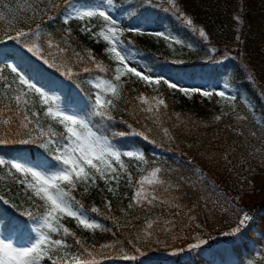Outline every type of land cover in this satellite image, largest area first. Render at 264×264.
<instances>
[{"label": "trees", "instance_id": "1", "mask_svg": "<svg viewBox=\"0 0 264 264\" xmlns=\"http://www.w3.org/2000/svg\"><path fill=\"white\" fill-rule=\"evenodd\" d=\"M28 2L0 0V50L4 53L0 56V85H12L11 89L0 87V97L27 91L18 84L16 74L6 67L7 64H16L21 74L41 87L61 107H66L73 99L81 101V106L88 104L90 94L95 92L93 84L96 79H108L114 73L95 69L87 59L86 50L90 49L103 67L113 69L115 64L103 51L106 42H97L90 38V34L81 32L79 21L65 25L66 5L63 0H54L58 7L50 11L46 9L47 14L36 16L34 21L26 20L20 11ZM87 2L93 5L98 0ZM176 2L180 11L192 19L196 32L177 18L178 14L170 10L166 0H152L151 4L142 3V0H114L111 14L121 28L162 31L181 41L177 44L162 37L125 32L122 39L133 57L130 63L141 71L150 69L154 78L163 76L188 89L199 85L212 88L217 84H227L230 96L236 97L231 101L234 111L220 112L214 94L210 97L198 92L186 95L178 89L168 88L164 83L149 86L137 77L125 76L121 78L124 84L122 98L117 101V108L113 111L115 120L112 131H138L149 137L144 140L141 136L129 134L117 138L126 150L140 151L148 161L143 164L134 158H123L133 184L151 168H161L162 179L182 185L181 191L173 190L175 195L182 196L180 202L188 207L196 205L191 213L195 220L190 221L183 214L175 217L176 227L165 233L162 230L164 220L173 219V213L165 211V206L148 212L134 207L122 213L120 209H127L135 190L127 185L125 174L116 196L107 192L102 181L99 188L91 189L87 195L82 187L73 193L84 204L89 215L111 231L77 228L71 218L64 221L65 226L76 232L86 247L95 246L93 251L97 264H247L249 259L254 264H264V206L252 213L239 233L224 235L237 227L243 205L250 206L257 202L255 184L264 180V0ZM31 3L43 8L47 0L43 4L41 0H31ZM72 3H77V0H72ZM36 23L41 24L43 36L37 43L45 48L44 58L48 63L28 53L18 41L8 39L9 35H15L16 29H34ZM92 23L100 22L93 20ZM67 28L72 32V47L85 56L83 62L72 64L67 63L65 57L48 56V51H51L46 43L49 36L64 46L62 37ZM201 28L206 33L207 41L198 34ZM93 31H98V28ZM25 43L29 41L25 39ZM53 64L55 66H50ZM66 66L72 68L74 75L71 77L63 74ZM85 67L91 70L86 73L83 71ZM141 94L148 104L137 99ZM29 96L33 109H38L37 94L30 92ZM154 96L163 98L166 107L160 106L158 116L141 112V108L154 103ZM216 116L221 119L216 120ZM163 129H168L169 135L166 136ZM2 132L3 128L0 127ZM12 139L10 136L9 140ZM226 149L230 164L219 159ZM29 154L34 160L48 159L55 163L47 153L34 145L12 142L0 145V156L5 158ZM209 156H213L211 162L207 161ZM196 168H201L207 178V190L201 187L194 192L183 185L181 177L196 179L193 174ZM14 180L15 177L7 175V169L0 170V196L9 199L10 204L19 205V199H23L22 186L14 183ZM213 188L215 191H212ZM157 194L162 198L168 197L162 189ZM201 195L209 198L207 204L198 199ZM105 199L112 203L111 213L105 206ZM10 204L0 202V237L19 242L31 234L35 223L21 215L27 211L26 207L19 205L12 208ZM91 207L99 208L103 215L91 213ZM31 211L36 209L31 207ZM109 216L112 218H106ZM158 216L160 219L154 225L153 240L142 239L137 243L136 236L140 234L145 221L156 220ZM168 227L171 228V225ZM129 240L133 243L129 244ZM201 240L205 243L200 244ZM68 242L73 245L72 251H83L75 245L72 237H68ZM104 244L115 246L101 250L100 245ZM125 255L134 256L135 259H124ZM85 258L91 259L86 254Z\"/></svg>", "mask_w": 264, "mask_h": 264}, {"label": "snow or ice", "instance_id": "2", "mask_svg": "<svg viewBox=\"0 0 264 264\" xmlns=\"http://www.w3.org/2000/svg\"><path fill=\"white\" fill-rule=\"evenodd\" d=\"M166 2L170 6V10L178 14L177 18L183 24L191 28L193 32L197 31L192 19L180 11L176 0H166ZM41 3L43 4L44 0H41ZM63 3L66 5L63 23L68 25L74 20L79 21L81 32L90 34V38L97 42L101 40L106 42L107 46L103 51L109 60L115 64V67L113 69L103 67L90 49L86 50L87 59L98 71H112L114 75L108 79L102 77L96 79L93 84L95 92L90 94L88 104L81 106V101L73 99L68 102L66 107H61L41 87H37L35 83L30 82L25 75L21 74L18 65H6L12 73L16 74L18 84L22 89H27V91L21 90L17 91L15 95L0 97V127L3 128V132L0 133V145L10 142L34 145L43 153H47L55 163L48 159L34 160L30 154L27 156L17 155L12 158L0 156V170L7 169V175L15 177L14 183L22 186V198L25 203L36 209L34 212L25 211L21 213L35 223L31 234L19 242L0 238V264H45L46 261L49 264H97L96 253L93 251L95 246L86 247L76 232L65 226L64 221L71 218L76 222L77 228L88 231H111L93 219L81 200L77 199L73 193L82 187L83 193L87 195L91 189L99 188V182L102 181L107 192L116 196L121 187L120 181L125 174H127V185L135 190L127 209H120L122 213H127L134 207L148 212L153 208L165 206V211L173 213V219L164 220L165 227L162 230L165 233H169L172 228L176 227L175 217L183 214L188 220H195L191 213L196 205L188 207L180 202L182 196L175 195L173 190L181 191L182 185L162 179L161 168H151L146 175H142L133 184L132 175L128 172V165L123 158H134L143 164H147L148 161L142 152L126 150L117 138L129 134L141 136L144 140H148L149 137L138 131L132 133L112 131L115 120L113 111L117 108V101L122 98L124 88V84L121 82L122 77H137L149 86L164 83L168 88L178 89L186 95L198 92L205 97L214 94L229 101L236 99L235 96H226L224 91L212 93L201 89L180 87L163 76L154 78L150 74V69L141 71L137 67L130 66L133 57L129 49L125 48V41L122 39L125 32L162 37L166 41L172 40L177 44L181 41L162 31L146 32L141 28H121L120 23L111 14L114 0H98L94 5H90L87 0L83 3L80 0H77V3H72V0H63ZM142 3L151 4L152 0H142ZM56 7L58 5L54 0H47V4L43 8L38 4H32L29 0L26 7L20 11L26 20L34 21L36 16L46 15V9L50 11ZM48 18L49 20L52 19L51 16ZM93 20L100 23H92ZM94 28H98V31H93ZM198 34L207 41L208 38L202 28L198 30ZM71 35V29H65L62 37L64 46L57 44L49 36L46 41L47 49L51 50L48 51V56L65 57L66 62L72 64L83 62L85 56L72 47ZM8 39L18 41L28 53H32L42 59L44 63H48V60L44 58L45 48L42 44L37 43L43 39L41 24L36 23L34 29L32 27L27 30L16 29L15 35H9ZM25 39L29 43L26 44ZM3 55L4 53L0 50V56ZM20 55L22 56L23 53ZM90 70L88 67L83 68L86 73ZM63 74L68 77L74 75L72 68L68 66L65 67ZM0 87L11 89L12 85L8 83L0 85ZM224 87L227 88L228 85L225 84ZM30 92H34L38 97L39 108L36 110L33 109V102L29 96ZM137 99L148 104L143 94ZM152 101L154 103L146 108H141L140 111L158 116L160 106L166 107L165 100L154 96ZM85 109H87L86 112ZM81 112L84 114L81 115ZM215 119L220 120L221 117L216 116ZM240 119L243 120L244 117H240ZM128 127L131 128V125ZM163 132L166 136L169 135L168 129H163ZM10 136L13 137L11 141L9 140ZM228 156L229 153L226 149L219 159L230 164L231 160ZM212 160L213 156L207 157L208 162ZM193 174L196 177L195 180H189L186 177L180 178L183 185L194 192H198L201 187L207 190L208 181L203 175L202 169H194ZM114 184L116 187H113ZM161 189L168 194L167 198H162L157 194L158 190ZM212 191H215V188ZM198 199L204 200L206 204L209 202V198L203 195ZM0 202L5 205L10 204L9 199L4 196H0ZM105 206L111 213V201L105 199ZM10 207L18 208L19 205L10 204ZM90 211L103 215L97 207H91ZM159 219L158 216L156 220L148 219L145 221L140 234L136 236L137 243L142 239L149 242L153 240L155 236L153 228ZM249 220L248 215H243L237 227L233 228L231 233H224V235H236L247 225ZM168 225H171V228ZM156 231H160V229ZM68 237H72L75 245H78L83 251H72L73 245L68 242ZM157 242L159 241L157 240ZM128 243L131 244L133 241L129 240ZM203 243L205 241L201 240L200 244ZM114 246V244H104L100 245V249H110ZM191 247H197V245H191ZM85 254L91 259H86ZM123 258L135 259L134 256L127 255ZM247 264H254V261L249 259Z\"/></svg>", "mask_w": 264, "mask_h": 264}, {"label": "rangeland", "instance_id": "3", "mask_svg": "<svg viewBox=\"0 0 264 264\" xmlns=\"http://www.w3.org/2000/svg\"><path fill=\"white\" fill-rule=\"evenodd\" d=\"M105 7H107V6H105ZM147 31H150V30H147ZM130 66L136 67L135 65H133L131 63H130ZM194 89H201L203 91H209V92H212V93H215L216 91H224L226 93V96L227 95H230L228 89L225 88L224 86H220V85H214L212 88H205V87L199 85V86H195ZM216 105H217L218 110L220 112L231 113V112L234 111V106L231 103V101L226 100V99L221 98V97H218V96H216ZM255 188H256V191L258 192V200L259 199L263 200L264 199V180H259L255 184ZM18 204L26 207V210L27 211H31V206L28 205V204H26L25 201H24V199H19ZM248 207H249V205H247V204H244L243 205V211L241 212L240 218L243 215H245L246 210H247ZM240 218H239V220H240Z\"/></svg>", "mask_w": 264, "mask_h": 264}, {"label": "water", "instance_id": "4", "mask_svg": "<svg viewBox=\"0 0 264 264\" xmlns=\"http://www.w3.org/2000/svg\"><path fill=\"white\" fill-rule=\"evenodd\" d=\"M256 189V188H255ZM264 199L261 200L259 199L255 204L249 206L246 210V215H248L249 217L252 215V213L257 209L259 208L260 206L263 207L264 206Z\"/></svg>", "mask_w": 264, "mask_h": 264}]
</instances>
